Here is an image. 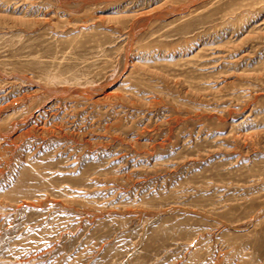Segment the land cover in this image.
I'll list each match as a JSON object with an SVG mask.
<instances>
[{
    "label": "rangeland",
    "instance_id": "obj_1",
    "mask_svg": "<svg viewBox=\"0 0 264 264\" xmlns=\"http://www.w3.org/2000/svg\"><path fill=\"white\" fill-rule=\"evenodd\" d=\"M0 264H264V0H0Z\"/></svg>",
    "mask_w": 264,
    "mask_h": 264
}]
</instances>
